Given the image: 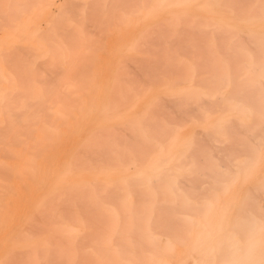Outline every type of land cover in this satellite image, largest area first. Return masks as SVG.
<instances>
[{
    "label": "bare ground",
    "instance_id": "obj_1",
    "mask_svg": "<svg viewBox=\"0 0 264 264\" xmlns=\"http://www.w3.org/2000/svg\"><path fill=\"white\" fill-rule=\"evenodd\" d=\"M241 225L264 0H0V264H227Z\"/></svg>",
    "mask_w": 264,
    "mask_h": 264
},
{
    "label": "clouds",
    "instance_id": "obj_2",
    "mask_svg": "<svg viewBox=\"0 0 264 264\" xmlns=\"http://www.w3.org/2000/svg\"><path fill=\"white\" fill-rule=\"evenodd\" d=\"M243 225L235 231L224 233L221 243L230 253L227 264H254L258 250L264 247V228L249 230L242 238Z\"/></svg>",
    "mask_w": 264,
    "mask_h": 264
}]
</instances>
